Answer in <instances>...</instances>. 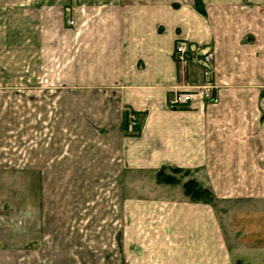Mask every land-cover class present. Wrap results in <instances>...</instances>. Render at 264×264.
Here are the masks:
<instances>
[{"label": "crops", "instance_id": "0c3cea01", "mask_svg": "<svg viewBox=\"0 0 264 264\" xmlns=\"http://www.w3.org/2000/svg\"><path fill=\"white\" fill-rule=\"evenodd\" d=\"M201 1L0 0V264L264 257L241 213L264 204V0ZM179 40L213 52L217 101L169 106L204 78Z\"/></svg>", "mask_w": 264, "mask_h": 264}, {"label": "built area", "instance_id": "2783aa9c", "mask_svg": "<svg viewBox=\"0 0 264 264\" xmlns=\"http://www.w3.org/2000/svg\"><path fill=\"white\" fill-rule=\"evenodd\" d=\"M67 11V12H66ZM67 13V23L74 25L75 20L71 17L72 7L67 6L65 8ZM174 57L177 62L186 66L190 60L198 61L202 68L203 81L197 85H181L173 89L168 104L173 108L181 107L189 104L194 98L199 97L204 101H217V88L218 85L214 80V54L211 50L205 52H199L191 47L190 43L186 40H179L174 49ZM131 126L136 123L137 115L134 111L129 114Z\"/></svg>", "mask_w": 264, "mask_h": 264}, {"label": "rangeland", "instance_id": "374dc122", "mask_svg": "<svg viewBox=\"0 0 264 264\" xmlns=\"http://www.w3.org/2000/svg\"><path fill=\"white\" fill-rule=\"evenodd\" d=\"M198 8H203L202 2L198 5ZM67 12V11H66ZM72 15V14H71ZM175 172V171H174ZM172 177L176 178L174 175L170 174ZM23 181L25 179V176L21 178ZM18 182V183H17ZM28 184V183H27ZM18 186V195L20 197H25L26 196V183L23 185L22 183L19 184V181L17 179L16 184ZM29 186V184H28ZM36 188L37 186L34 184L33 185V199L36 198ZM203 198H206V195L202 196ZM264 206V204H253V211L250 212L248 209L244 210V212L241 211L243 219H250V217H253V230L257 228V230L260 232V235L258 236L259 239L260 237L264 236V221L261 222V218L264 220V208H260ZM244 222H249V221H244ZM247 227V226H246ZM264 239V238H263ZM257 249H253V254L252 256H247L244 257L242 256V262L238 264H264V257H259L257 256V253L255 252ZM248 262V263H247Z\"/></svg>", "mask_w": 264, "mask_h": 264}, {"label": "trees", "instance_id": "16d2710c", "mask_svg": "<svg viewBox=\"0 0 264 264\" xmlns=\"http://www.w3.org/2000/svg\"><path fill=\"white\" fill-rule=\"evenodd\" d=\"M201 2H202L201 0H196V3H195L196 6L198 7V5ZM202 9L203 8H199V10H202ZM159 178L167 182H172V181H175L176 179L172 177L170 174L165 173L163 170H160ZM185 189H186L187 194H189L193 199L203 198L202 196L206 195V198L204 199L210 200L212 196V192L209 189L199 186L198 183L194 179H190L187 182H185Z\"/></svg>", "mask_w": 264, "mask_h": 264}]
</instances>
